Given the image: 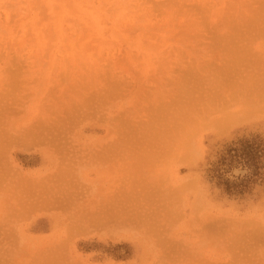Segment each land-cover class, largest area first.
I'll return each mask as SVG.
<instances>
[{
	"label": "rangeland",
	"instance_id": "rangeland-1",
	"mask_svg": "<svg viewBox=\"0 0 264 264\" xmlns=\"http://www.w3.org/2000/svg\"><path fill=\"white\" fill-rule=\"evenodd\" d=\"M0 264H264V0H0Z\"/></svg>",
	"mask_w": 264,
	"mask_h": 264
}]
</instances>
